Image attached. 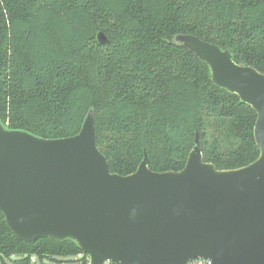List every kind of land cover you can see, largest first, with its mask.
<instances>
[{
  "label": "trees",
  "instance_id": "obj_1",
  "mask_svg": "<svg viewBox=\"0 0 264 264\" xmlns=\"http://www.w3.org/2000/svg\"><path fill=\"white\" fill-rule=\"evenodd\" d=\"M178 34L264 74V0H0L1 125L62 139L91 111L97 148L122 177L144 154L153 172L182 170L196 135L217 170L249 165L259 156L255 112L212 83ZM78 255L87 264L70 240H18L0 214V264H75Z\"/></svg>",
  "mask_w": 264,
  "mask_h": 264
},
{
  "label": "water",
  "instance_id": "obj_2",
  "mask_svg": "<svg viewBox=\"0 0 264 264\" xmlns=\"http://www.w3.org/2000/svg\"><path fill=\"white\" fill-rule=\"evenodd\" d=\"M173 40L255 112L258 158L217 170L196 135L182 170L153 172L144 154L122 177L97 148L91 111L78 134L55 140L0 123V214L18 240H70L90 264H264V74L195 36ZM96 41L108 43L101 32Z\"/></svg>",
  "mask_w": 264,
  "mask_h": 264
},
{
  "label": "built area",
  "instance_id": "obj_3",
  "mask_svg": "<svg viewBox=\"0 0 264 264\" xmlns=\"http://www.w3.org/2000/svg\"><path fill=\"white\" fill-rule=\"evenodd\" d=\"M13 259H19V257L15 256L12 257ZM82 258L81 255H78L77 258L74 259V262H76L75 264H82L81 261H79ZM89 257L87 256L86 258V262L87 264L89 263ZM30 263L31 264H39V262L35 259V258H30ZM53 262L50 261H43V264H51ZM104 264H112L111 262H105ZM187 264H213L211 260L209 259H204V258H197V259H193L191 261H189Z\"/></svg>",
  "mask_w": 264,
  "mask_h": 264
},
{
  "label": "rangeland",
  "instance_id": "obj_4",
  "mask_svg": "<svg viewBox=\"0 0 264 264\" xmlns=\"http://www.w3.org/2000/svg\"><path fill=\"white\" fill-rule=\"evenodd\" d=\"M51 264H59V263H51Z\"/></svg>",
  "mask_w": 264,
  "mask_h": 264
}]
</instances>
